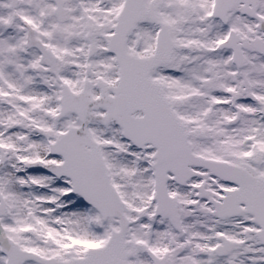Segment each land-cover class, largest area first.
Listing matches in <instances>:
<instances>
[{"label": "snow or ice", "instance_id": "snow-or-ice-1", "mask_svg": "<svg viewBox=\"0 0 264 264\" xmlns=\"http://www.w3.org/2000/svg\"><path fill=\"white\" fill-rule=\"evenodd\" d=\"M0 264H264V0H0Z\"/></svg>", "mask_w": 264, "mask_h": 264}]
</instances>
